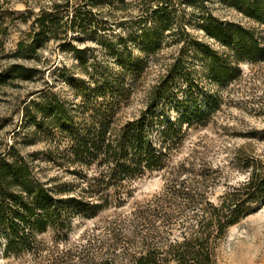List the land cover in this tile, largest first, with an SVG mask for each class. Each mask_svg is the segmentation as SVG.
Returning <instances> with one entry per match:
<instances>
[{
    "label": "trees",
    "instance_id": "obj_1",
    "mask_svg": "<svg viewBox=\"0 0 264 264\" xmlns=\"http://www.w3.org/2000/svg\"><path fill=\"white\" fill-rule=\"evenodd\" d=\"M228 2L255 26L213 15L207 0H43L32 20L18 16L30 23L16 42L14 57L38 61L47 41L62 51L75 50L73 41L90 33L114 35V28L124 31L129 47H136L139 54L129 52L120 58L111 80L93 87L82 82L71 85L80 98L78 116L48 88L39 93V100L31 98L23 106L24 123L32 125L33 132L40 131L50 142L56 138L65 142L62 159L79 178L80 195L56 196L57 189L40 181L34 165L14 144L5 146L0 152L4 251H34L37 233L47 228L62 232L75 213L94 217L113 201L121 206L130 195L131 180L160 171L161 189L126 214L118 213L98 241L104 251L85 253L86 264H218L217 251L228 229L264 201V164L247 161L248 176L228 184L212 200L209 189L217 183L218 167L196 169L194 156L171 165L168 157L183 136V123L206 125L220 97L203 93L199 102L192 95V106L176 100L182 109L176 122L158 107L175 95L173 88L183 89L178 80L190 89L199 73L224 86L240 75L241 62L264 60V0ZM128 5L134 6L136 14L125 21L115 23L103 17ZM191 29L201 31L205 40ZM168 46L176 48V55L160 66L143 108L137 116L120 122L122 108L145 70L158 63L159 53ZM35 71L12 64L0 80L29 79ZM74 188L69 184L67 190Z\"/></svg>",
    "mask_w": 264,
    "mask_h": 264
},
{
    "label": "rangeland",
    "instance_id": "obj_2",
    "mask_svg": "<svg viewBox=\"0 0 264 264\" xmlns=\"http://www.w3.org/2000/svg\"><path fill=\"white\" fill-rule=\"evenodd\" d=\"M207 1L213 15L245 26H255L228 0ZM40 2L43 0H0V74L5 75L12 64L36 70L29 79L13 76L0 80V152L5 146L14 144L34 165L40 181L47 187L57 189L56 196L66 198L80 195L78 189L81 182L69 172L73 167L67 166L62 159L65 142H59L58 138L50 142L42 138L40 131L33 132L32 125L24 123L23 106L31 98L39 100V93L48 88L46 91L56 93L78 116L80 98L71 85L82 82L93 87L104 80H111L110 75L117 69L120 58H126L129 52L132 55L139 53L136 47H129L124 31L114 28V35L98 37V34L90 33L83 40L73 41L74 48L79 50L77 52L76 49L62 51L55 42L47 41L40 50L38 61L12 56L16 42L30 23L18 16L24 14L32 20L38 13ZM135 14L134 6L128 5L123 10L113 9L103 17L116 23ZM191 32L205 40L201 31L191 29ZM206 40L218 48L214 41ZM106 44H111L112 49ZM159 55L158 63L151 64L145 70L138 88L122 108L120 122L137 116L144 106L146 91L161 73L160 66L170 62L171 56L176 55V48L164 47ZM239 67L237 79L224 86L208 81L199 73L190 89L178 80L183 89L173 88L175 95L158 107L167 119L176 122L182 112L181 106L175 105L176 100L192 106V95L197 96L199 102L203 100V93L220 97L206 125L186 126L183 123V136L168 157L171 165L194 156L196 169H205L208 165L218 167L217 183L209 189L212 200L228 184L242 181L248 176L249 169L245 167L247 161L264 164V60L241 62ZM59 162L62 165H57ZM163 181L160 171L134 178L128 183L130 195L126 196L121 206H115L113 201L94 217L73 214L68 228L62 232L47 228L37 233L34 251H4V240L0 235V264H86L85 253L92 255L104 251L99 248L101 242L98 241L103 238L105 228L110 226L116 215L126 214L134 205L156 194ZM69 184L76 188L68 191ZM217 253L218 264H264V201L258 209L228 229Z\"/></svg>",
    "mask_w": 264,
    "mask_h": 264
}]
</instances>
